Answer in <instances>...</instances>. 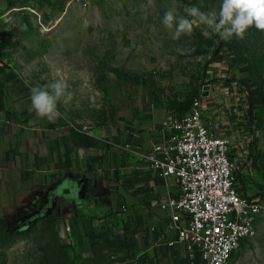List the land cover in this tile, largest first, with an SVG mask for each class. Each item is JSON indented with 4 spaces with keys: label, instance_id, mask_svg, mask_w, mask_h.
<instances>
[{
    "label": "rangeland",
    "instance_id": "rangeland-1",
    "mask_svg": "<svg viewBox=\"0 0 264 264\" xmlns=\"http://www.w3.org/2000/svg\"><path fill=\"white\" fill-rule=\"evenodd\" d=\"M220 3L90 0L83 6L52 0L38 1L34 8L12 7L15 11L2 37L13 44L0 50V64L9 75H21L29 91L55 79L66 80L71 98L62 97L58 110L80 134L91 138L99 133L96 130L128 125L135 116L153 122L166 113L187 112L205 85L221 84L228 89L221 106L235 109L246 168L252 172L245 179L246 192L258 195L264 205V31L253 26L244 39L233 36L224 41L195 27L190 36L173 40L162 24L170 8L184 15V5L211 11ZM248 95L255 112L251 122ZM241 176L239 183L244 184ZM7 199L4 188L0 264H86L87 259L76 256L55 211L15 209ZM185 264L197 262L189 259ZM231 264H264V211L255 222L254 235L244 240Z\"/></svg>",
    "mask_w": 264,
    "mask_h": 264
},
{
    "label": "crops",
    "instance_id": "crops-1",
    "mask_svg": "<svg viewBox=\"0 0 264 264\" xmlns=\"http://www.w3.org/2000/svg\"><path fill=\"white\" fill-rule=\"evenodd\" d=\"M38 1L52 0H0V50L13 44L2 37L12 7L34 8ZM5 69L0 64V190L5 188L7 203L55 211L86 264L189 263L183 245L167 244V213L157 206L176 189L168 191L135 154L160 138L159 122L167 113L153 122L135 116L91 138L60 112L52 122L37 116L26 80ZM227 90L209 85L201 98L203 116L216 134L232 139L233 152L244 154L235 109L221 106Z\"/></svg>",
    "mask_w": 264,
    "mask_h": 264
},
{
    "label": "built area",
    "instance_id": "built-area-1",
    "mask_svg": "<svg viewBox=\"0 0 264 264\" xmlns=\"http://www.w3.org/2000/svg\"><path fill=\"white\" fill-rule=\"evenodd\" d=\"M201 98H193L187 112L166 114L159 122L160 138L135 154L168 191L176 189L157 203L167 213V244L183 245L197 264H231L244 240L254 235L264 205L246 192L252 172L245 154L233 152L232 139L213 131Z\"/></svg>",
    "mask_w": 264,
    "mask_h": 264
},
{
    "label": "clouds",
    "instance_id": "clouds-1",
    "mask_svg": "<svg viewBox=\"0 0 264 264\" xmlns=\"http://www.w3.org/2000/svg\"><path fill=\"white\" fill-rule=\"evenodd\" d=\"M183 13L177 15L171 8L164 13L162 24L173 40H179L182 35L190 36L195 27H203L205 35L210 31L224 41L233 36L244 39L247 30L253 26L264 31V0H221L219 9L211 11L184 5ZM68 89L69 84L63 79L31 87V107L36 115L49 122L55 121L60 115L58 103L61 98H71Z\"/></svg>",
    "mask_w": 264,
    "mask_h": 264
},
{
    "label": "trees",
    "instance_id": "trees-1",
    "mask_svg": "<svg viewBox=\"0 0 264 264\" xmlns=\"http://www.w3.org/2000/svg\"><path fill=\"white\" fill-rule=\"evenodd\" d=\"M182 2V0H180ZM247 104H248V109H249V119H248V122H251L252 121V118L254 117V106H253V103H252V100L250 98V96L248 95V98H247ZM255 196H258L256 194H254ZM259 197V196H258Z\"/></svg>",
    "mask_w": 264,
    "mask_h": 264
},
{
    "label": "water",
    "instance_id": "water-1",
    "mask_svg": "<svg viewBox=\"0 0 264 264\" xmlns=\"http://www.w3.org/2000/svg\"><path fill=\"white\" fill-rule=\"evenodd\" d=\"M208 88H209V85H205V86L203 87V89H202V91H201V95H202V96H205V95H206Z\"/></svg>",
    "mask_w": 264,
    "mask_h": 264
},
{
    "label": "flooded vegetation",
    "instance_id": "flooded-vegetation-1",
    "mask_svg": "<svg viewBox=\"0 0 264 264\" xmlns=\"http://www.w3.org/2000/svg\"><path fill=\"white\" fill-rule=\"evenodd\" d=\"M31 211H35V210H31ZM36 211H38V210H36ZM40 211V210H39Z\"/></svg>",
    "mask_w": 264,
    "mask_h": 264
}]
</instances>
